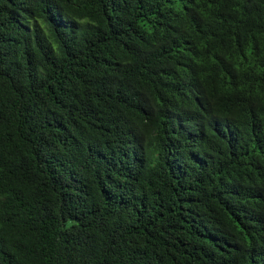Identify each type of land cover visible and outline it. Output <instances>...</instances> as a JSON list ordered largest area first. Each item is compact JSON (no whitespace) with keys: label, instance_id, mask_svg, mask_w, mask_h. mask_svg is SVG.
Returning a JSON list of instances; mask_svg holds the SVG:
<instances>
[{"label":"trees","instance_id":"obj_1","mask_svg":"<svg viewBox=\"0 0 264 264\" xmlns=\"http://www.w3.org/2000/svg\"><path fill=\"white\" fill-rule=\"evenodd\" d=\"M0 264H264V0H0Z\"/></svg>","mask_w":264,"mask_h":264}]
</instances>
